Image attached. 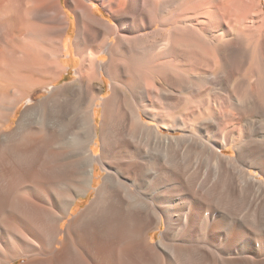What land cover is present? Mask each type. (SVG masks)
Instances as JSON below:
<instances>
[{
  "label": "bare ground",
  "instance_id": "bare-ground-1",
  "mask_svg": "<svg viewBox=\"0 0 264 264\" xmlns=\"http://www.w3.org/2000/svg\"><path fill=\"white\" fill-rule=\"evenodd\" d=\"M19 259L264 264V0H0V264Z\"/></svg>",
  "mask_w": 264,
  "mask_h": 264
},
{
  "label": "rangeland",
  "instance_id": "rangeland-1",
  "mask_svg": "<svg viewBox=\"0 0 264 264\" xmlns=\"http://www.w3.org/2000/svg\"><path fill=\"white\" fill-rule=\"evenodd\" d=\"M99 13H101V11H99ZM74 26L72 25L71 26V29H70V31H69V34H68V36H67V44H68V46H71L70 44H71V39H72V37H73V35H74ZM70 54V55H69ZM67 64L69 65V67H70V69H69V73H67L66 75H65V77H64V79H62L59 83H63L65 80H67V79H69V78H71L72 76H73V73H74V68L78 65V60H77V58L75 57V55H74V53H73V49L72 48H70V50H69V52H67ZM44 94H45V92H40L38 95H36L35 96V98L37 97V98H40V97H42V96H44ZM22 105L20 106V108L22 109ZM21 109H19V112L21 111ZM157 232V237L156 238H158L159 237V235H158V233H159V230L158 231H156ZM23 261V259L21 260V259H19V260H17L16 262H14L15 264H17V263H21Z\"/></svg>",
  "mask_w": 264,
  "mask_h": 264
}]
</instances>
